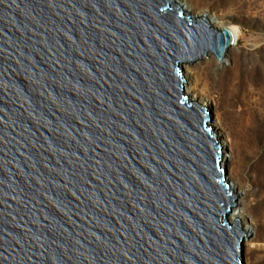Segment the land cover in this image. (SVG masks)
I'll use <instances>...</instances> for the list:
<instances>
[{
    "label": "water",
    "instance_id": "95a60500",
    "mask_svg": "<svg viewBox=\"0 0 264 264\" xmlns=\"http://www.w3.org/2000/svg\"><path fill=\"white\" fill-rule=\"evenodd\" d=\"M234 44L178 0H0V264H245L212 107L185 93Z\"/></svg>",
    "mask_w": 264,
    "mask_h": 264
},
{
    "label": "rangeland",
    "instance_id": "374dc122",
    "mask_svg": "<svg viewBox=\"0 0 264 264\" xmlns=\"http://www.w3.org/2000/svg\"><path fill=\"white\" fill-rule=\"evenodd\" d=\"M180 2L190 6L193 10L191 14H205L209 19H213L218 29L230 26L239 29V44L229 49L228 63L235 70L239 65L254 70V91L264 92V0H180ZM206 61H211V70L221 67L214 55L204 56L185 64L197 82L195 101L212 107L213 123L219 137L230 141L226 146L224 144L225 151L230 156L225 157L223 164H226L229 181L237 186L236 195L241 198V202H237L233 209L240 207L243 210L238 219L241 224H247L252 231V241H244L245 264H264V222L259 219L264 207L253 195L258 186L253 183L248 169V155L252 142L234 129L231 118L226 114L227 103L221 99L217 85L207 80V71L203 69ZM228 68L230 69L229 66ZM232 73L233 71H228L227 76ZM259 139L256 140V145L259 151L264 152V142Z\"/></svg>",
    "mask_w": 264,
    "mask_h": 264
},
{
    "label": "bare ground",
    "instance_id": "6f19581e",
    "mask_svg": "<svg viewBox=\"0 0 264 264\" xmlns=\"http://www.w3.org/2000/svg\"><path fill=\"white\" fill-rule=\"evenodd\" d=\"M178 1L180 2V0ZM181 5L190 13L193 12L187 3H182ZM210 21L215 26V21L213 19H210ZM229 28L235 35V44L233 46H237L239 44L240 31L235 26H230ZM228 62L229 57L227 55L226 59L223 62H220L221 67L219 69L211 70V61H206L203 69L207 71V80L214 85H217L221 99L227 103L228 109L226 114H228L231 118L234 129L238 130L241 135L244 137L246 136V139L252 142L248 155V169L250 176L253 179V183L258 186L257 191L254 192L253 195L256 197V200L258 199L257 202H261L264 207V152L259 151L256 145V140L259 138H261V141L264 142V92L262 90L257 93L254 91V70H249L248 67L242 65H239L235 70ZM227 66H229L230 69H227ZM184 71L187 79L185 93L190 96V100H195L197 82L191 75L188 65L184 66ZM228 71H233V73L227 76ZM220 139L225 146L227 142H230L229 140H225L223 137ZM229 156L230 155L225 152L224 162L225 157ZM230 190L236 194L237 186L231 183ZM240 202L241 198H238V203ZM241 213H243V210L240 207H236L235 209H232L227 216L234 222L235 218L240 217ZM259 219L264 222L263 209ZM242 224L245 229V241H252L251 229L247 226V224Z\"/></svg>",
    "mask_w": 264,
    "mask_h": 264
}]
</instances>
